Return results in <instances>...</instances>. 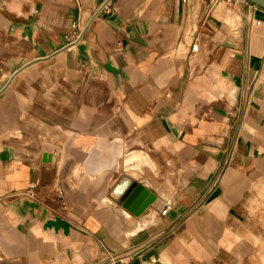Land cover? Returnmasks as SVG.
Instances as JSON below:
<instances>
[{
  "label": "crops",
  "instance_id": "obj_1",
  "mask_svg": "<svg viewBox=\"0 0 264 264\" xmlns=\"http://www.w3.org/2000/svg\"><path fill=\"white\" fill-rule=\"evenodd\" d=\"M263 63L247 0H0V264H264Z\"/></svg>",
  "mask_w": 264,
  "mask_h": 264
},
{
  "label": "water",
  "instance_id": "obj_2",
  "mask_svg": "<svg viewBox=\"0 0 264 264\" xmlns=\"http://www.w3.org/2000/svg\"><path fill=\"white\" fill-rule=\"evenodd\" d=\"M250 1L260 7L264 8V0H247ZM142 192L141 197L137 199V201L132 205L130 208L131 211H133L136 215H140L143 211L146 210L151 204L155 203L157 200V196L155 193H153L151 190L147 188H143L142 186H138L137 189L132 193L131 197L125 204V206H129V204L134 200L138 194ZM144 198V202L140 201Z\"/></svg>",
  "mask_w": 264,
  "mask_h": 264
},
{
  "label": "built area",
  "instance_id": "obj_3",
  "mask_svg": "<svg viewBox=\"0 0 264 264\" xmlns=\"http://www.w3.org/2000/svg\"><path fill=\"white\" fill-rule=\"evenodd\" d=\"M197 49H198V46L193 47V50H197ZM263 68H264V63H263Z\"/></svg>",
  "mask_w": 264,
  "mask_h": 264
},
{
  "label": "rangeland",
  "instance_id": "obj_4",
  "mask_svg": "<svg viewBox=\"0 0 264 264\" xmlns=\"http://www.w3.org/2000/svg\"><path fill=\"white\" fill-rule=\"evenodd\" d=\"M261 220V222H264V219H263V221H262V219H260Z\"/></svg>",
  "mask_w": 264,
  "mask_h": 264
},
{
  "label": "bare ground",
  "instance_id": "obj_5",
  "mask_svg": "<svg viewBox=\"0 0 264 264\" xmlns=\"http://www.w3.org/2000/svg\"><path fill=\"white\" fill-rule=\"evenodd\" d=\"M156 203H159V204H161V202H156Z\"/></svg>",
  "mask_w": 264,
  "mask_h": 264
}]
</instances>
